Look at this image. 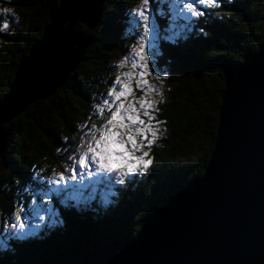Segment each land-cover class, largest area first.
<instances>
[{"label": "trees", "instance_id": "trees-1", "mask_svg": "<svg viewBox=\"0 0 264 264\" xmlns=\"http://www.w3.org/2000/svg\"><path fill=\"white\" fill-rule=\"evenodd\" d=\"M136 2L107 0L92 31L79 24L76 30L91 35V42L69 79L4 125L12 129L0 159L1 220L11 217L19 202L27 205L29 197L21 193L32 185L34 175L43 178L52 169L63 170L71 147L79 142L78 125L112 83L111 63L133 42L127 38V13ZM219 2V8H201L205 16L191 33L160 44L156 66L165 73L168 90L157 105V119L166 123L159 126L160 139L150 152V171L124 188L89 182L71 194L53 193L49 207L58 218L56 224L48 226L47 221L35 235L0 249V264H71L98 248L131 239L179 186L202 176L214 146L225 72L264 46V0H243L242 8L236 0ZM60 4L0 0V7L11 8L19 18L0 33V101ZM157 21L163 32L168 21ZM88 122L99 120L93 116ZM58 147L69 151L57 154Z\"/></svg>", "mask_w": 264, "mask_h": 264}, {"label": "water", "instance_id": "water-1", "mask_svg": "<svg viewBox=\"0 0 264 264\" xmlns=\"http://www.w3.org/2000/svg\"><path fill=\"white\" fill-rule=\"evenodd\" d=\"M42 37L0 101V159L12 127L77 68L107 0H60ZM214 146L201 177L188 180L131 239L71 264H264V46L228 67Z\"/></svg>", "mask_w": 264, "mask_h": 264}, {"label": "snow or ice", "instance_id": "snow-or-ice-1", "mask_svg": "<svg viewBox=\"0 0 264 264\" xmlns=\"http://www.w3.org/2000/svg\"><path fill=\"white\" fill-rule=\"evenodd\" d=\"M236 3L243 7V0ZM153 4L157 7L153 8ZM219 7V0H139L137 6L129 10L127 38L134 42L115 65L118 71L111 85L92 106L87 120L78 125L80 140L71 147L62 164L64 171L57 173L52 169L48 176L41 178L37 174L31 178L32 185L21 193L29 197V202L26 206L23 201L15 205L12 216L0 227V249L10 248L13 242L35 235L33 221L47 219L56 224L58 218L49 207L53 193H68L70 188L82 187L85 176L98 185L124 188L150 171V152L160 139L159 126L166 123L157 119V105L164 102L163 93L150 82L165 78L158 74L156 66L160 44L162 41L174 43L185 33H191L199 18L205 16L201 8ZM157 17L168 21L163 32ZM18 20L11 8L0 7V33L9 30L10 21L18 24ZM129 66L131 71H119ZM93 116L99 123L88 122ZM62 139L67 141V137ZM68 151V147L56 149L57 154Z\"/></svg>", "mask_w": 264, "mask_h": 264}, {"label": "rangeland", "instance_id": "rangeland-1", "mask_svg": "<svg viewBox=\"0 0 264 264\" xmlns=\"http://www.w3.org/2000/svg\"><path fill=\"white\" fill-rule=\"evenodd\" d=\"M139 3V0H137V2H136V4L134 5V7H136L137 6V4ZM153 8H155L154 6H155V4H153V5H151ZM133 7V8H134ZM157 7V6H156ZM166 9H167V6H166ZM134 42V41H133ZM133 42L132 43H130V44H128L126 47H125V53L124 54H121L119 57H118V59H116V60H114L112 63H111V70H112V72H113V79H114V77H115V74H116V72L118 71V69L115 67V65L127 54V51H128V49L130 48V46H132V44H133ZM158 68V74L159 75H161L162 77H165L164 79H162V80H155V79H151L150 80V82L153 84V85H155L157 88H160V90L162 91V93H163V97H165L166 95V93H167V90H168V88H167V82H166V76H165V73H163L162 72V69H160L159 67H157ZM132 69L130 68V66L129 67H126V68H124V69H119V71H131ZM224 89V88H223ZM222 93V92H221ZM140 95V93L139 92H137L136 93V96H139ZM154 98H156V99H159V97H154ZM220 106H221V104H220ZM80 140V139H79ZM71 152V151H70ZM60 171V170H59ZM64 171V169L62 170L61 169V171L60 172H63ZM60 172H58V173H60ZM191 180V179H190ZM89 182L90 183H94V184H96L95 183V181H91V178H89V177H87V176H85V179H84V184H83V186L81 187V186H76V187H81V188H85L88 184H89ZM71 190H74V188H70V190H69V192H70V194L71 193H73ZM63 201H65V200H62L61 202H63ZM15 206V205H14ZM4 221H5V219H3V220H1L0 219V227H3V225H4ZM47 219H46V221L45 222H38V221H33L32 222V228H35V232H38L39 231V228H40V226L42 225V224H44V223H47ZM46 225H48V226H50V225H52V224H46ZM28 230H31V228L30 229H28Z\"/></svg>", "mask_w": 264, "mask_h": 264}]
</instances>
